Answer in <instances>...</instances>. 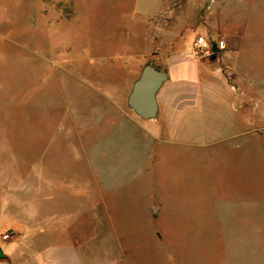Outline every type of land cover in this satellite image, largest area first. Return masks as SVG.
Returning a JSON list of instances; mask_svg holds the SVG:
<instances>
[{"label":"rangeland","instance_id":"374dc122","mask_svg":"<svg viewBox=\"0 0 264 264\" xmlns=\"http://www.w3.org/2000/svg\"><path fill=\"white\" fill-rule=\"evenodd\" d=\"M251 3L0 0V201L49 229L0 241L5 254L264 264V0ZM197 34L226 49L191 54ZM178 52L204 62L199 80H167L157 117L139 118L132 82Z\"/></svg>","mask_w":264,"mask_h":264},{"label":"crops","instance_id":"0c3cea01","mask_svg":"<svg viewBox=\"0 0 264 264\" xmlns=\"http://www.w3.org/2000/svg\"><path fill=\"white\" fill-rule=\"evenodd\" d=\"M218 1V5L220 7L221 0ZM243 1L248 0H229V4L230 7L235 8L238 3ZM249 2L251 3V0H249ZM254 6L255 4L251 3V7L249 6V8ZM170 11H168L170 17L174 18V16H177L174 11H172V13H170ZM171 14H173V16H171ZM219 24V21H217L216 26L215 23H213V27L215 26L216 28H213L212 30H219ZM162 63H164L165 67L163 66V69L165 71L162 68L160 69L168 75V81L186 88L193 87L199 80V69L202 67L204 62L199 59L196 62L192 61L187 59L183 52H178L167 55L166 59ZM160 93H162V90H159L157 94L158 101ZM28 205L29 204L27 202L23 206V203L21 202V204L17 207V210H14L11 203H8L7 205L6 203L0 201V233L5 230H10L12 232V236L9 240L12 239L16 240L17 243H21V241H27L30 239L32 233L43 234L46 231H49V229H43L40 225H38V223L36 225L34 220H37L38 217L30 216L28 212ZM18 216L19 220H16ZM37 239L38 238H34L32 240ZM36 246H38V244H30L29 247L26 246V249H20V247L17 246L18 249L15 248L12 254H5L1 250L2 254L0 255V264H76V261L73 260V252L69 247H65L64 250H61L59 246H45L44 248H39V250H41L39 251L38 248L34 249Z\"/></svg>","mask_w":264,"mask_h":264},{"label":"water","instance_id":"95a60500","mask_svg":"<svg viewBox=\"0 0 264 264\" xmlns=\"http://www.w3.org/2000/svg\"><path fill=\"white\" fill-rule=\"evenodd\" d=\"M167 80L165 72L150 63L144 64L127 94V107L143 120L155 119L159 112L157 94Z\"/></svg>","mask_w":264,"mask_h":264},{"label":"built area","instance_id":"2783aa9c","mask_svg":"<svg viewBox=\"0 0 264 264\" xmlns=\"http://www.w3.org/2000/svg\"><path fill=\"white\" fill-rule=\"evenodd\" d=\"M192 45L193 50L191 54L205 58L213 57L215 53H219L226 49V43L224 39L214 41L203 34H197L194 37ZM11 236L12 232L10 230H5L4 232L0 233V241L9 240Z\"/></svg>","mask_w":264,"mask_h":264},{"label":"trees","instance_id":"16d2710c","mask_svg":"<svg viewBox=\"0 0 264 264\" xmlns=\"http://www.w3.org/2000/svg\"><path fill=\"white\" fill-rule=\"evenodd\" d=\"M214 44V43H213ZM217 53H215L214 55H213V57L216 55Z\"/></svg>","mask_w":264,"mask_h":264}]
</instances>
